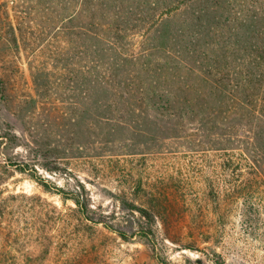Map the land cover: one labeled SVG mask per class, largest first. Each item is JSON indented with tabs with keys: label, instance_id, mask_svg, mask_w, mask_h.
<instances>
[{
	"label": "rangeland",
	"instance_id": "obj_1",
	"mask_svg": "<svg viewBox=\"0 0 264 264\" xmlns=\"http://www.w3.org/2000/svg\"><path fill=\"white\" fill-rule=\"evenodd\" d=\"M219 13L247 22L244 41L264 27V0ZM229 32H213L189 112L169 115L128 94L149 81L128 60L113 69L83 34L71 47L61 0H0V264H264V117L221 95ZM131 204L154 213L151 237L111 228L147 227Z\"/></svg>",
	"mask_w": 264,
	"mask_h": 264
},
{
	"label": "trees",
	"instance_id": "obj_2",
	"mask_svg": "<svg viewBox=\"0 0 264 264\" xmlns=\"http://www.w3.org/2000/svg\"><path fill=\"white\" fill-rule=\"evenodd\" d=\"M198 1L61 0V36L75 37L71 38V47L76 48L77 37L85 35L91 41L90 47L85 48L103 52L109 57L108 63L113 69H116L117 59L128 60L132 72L127 76L141 78V81L149 80L146 81L147 85L139 81L136 87L135 79L128 81V94L131 97H139L143 102L144 99L149 100L147 102H151L159 112L172 115L173 111H181L185 115L189 112L188 97L193 91L194 81L202 77L197 67L204 65L210 45L214 51L222 49L223 36L213 32L222 27L230 29V34L225 37L227 50L232 52L234 62L225 61L221 72L219 68L222 81L227 76L230 82L229 86L222 85L221 95L224 99L243 105V109L256 108L254 116L259 113L264 117V27L254 28L256 33L244 41L243 37L234 34L246 28L247 22L241 19L235 23L228 22L219 13L223 0H201L200 5L194 8ZM208 33L211 34L210 38ZM138 35L142 38L139 52L125 55L127 44L131 41L133 47L134 37ZM70 49L67 47V50ZM159 52L161 56H157ZM98 64L103 66L101 62ZM203 89L201 86V95ZM248 112L251 113V110ZM256 118L260 119L259 116ZM18 170L24 172L21 167ZM58 190L64 198L73 199L82 213L88 215L89 205L84 198L74 193L66 194L64 189ZM130 207L147 220V227L142 224L132 234L111 228L125 241H129L134 234L151 237L154 233V213L142 206L131 204ZM158 259L161 264H168L165 258L159 256Z\"/></svg>",
	"mask_w": 264,
	"mask_h": 264
}]
</instances>
